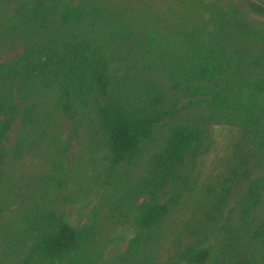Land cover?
Listing matches in <instances>:
<instances>
[{"label": "trees", "instance_id": "16d2710c", "mask_svg": "<svg viewBox=\"0 0 264 264\" xmlns=\"http://www.w3.org/2000/svg\"><path fill=\"white\" fill-rule=\"evenodd\" d=\"M251 15L264 2L0 0V210L27 206L6 170L50 168L45 202L0 228V264L100 258L103 226L56 212L81 162L74 194L105 208L92 219L133 232L102 264H152L172 234L162 264H264V25ZM214 125L236 133L198 184Z\"/></svg>", "mask_w": 264, "mask_h": 264}, {"label": "rangeland", "instance_id": "374dc122", "mask_svg": "<svg viewBox=\"0 0 264 264\" xmlns=\"http://www.w3.org/2000/svg\"><path fill=\"white\" fill-rule=\"evenodd\" d=\"M251 1L264 2V0ZM251 16L254 20L264 25V19L254 15ZM64 123L65 125L63 128L66 131L64 135L67 136L68 123ZM235 133V129L228 126L214 125L211 127V148L207 154L198 160L196 167V180L198 184L204 185L206 184V181H213L221 172L222 161L228 153L229 144L234 138ZM79 148L73 141L72 143L70 142L68 151L76 157L75 153L79 151ZM81 164L83 163L81 162ZM81 164H78V166L74 164L75 166L71 167L73 172L72 180L69 179V177H62L65 187L62 185L57 190L60 194L62 192L64 196L72 199V201H66L59 204L56 212H62L65 217L64 221L74 227H78L83 223H95L96 225L99 224L103 226V231L101 237L99 238V250H101V255L100 258H95V264H102V261L114 260V252L121 253L124 251L127 242L133 236V232L128 224L129 221H122L113 224L106 223L103 219H99V221L92 219V211L94 209H98L102 213L105 208L100 207L99 204H97L96 200L98 199L93 195H90L88 198L81 199L80 197H77L76 193L74 194L73 183H77L81 180V170L85 168V165L82 166ZM49 170L50 168L48 164L43 160L39 158L25 157L18 164L5 171V175L13 178L16 183L15 189L17 191V200L27 206L19 207L20 205L15 202L8 205L6 209L0 210V228H4L6 232L11 234L15 229L19 228L20 224L18 223L22 221L20 214L30 216V209L32 207H37L39 203L41 205V203L43 204L45 202L42 191V187L45 186V184L41 176L47 174ZM17 186H20L19 190H17ZM16 208L20 209L16 211ZM172 236L173 234L170 235V237L168 236V240L163 244V250L156 253L154 252L155 256L152 264H162V262H168V257L172 256L177 250L175 247L169 245V241ZM12 261L17 262L14 263L7 261L6 264H24L20 260L12 259Z\"/></svg>", "mask_w": 264, "mask_h": 264}]
</instances>
